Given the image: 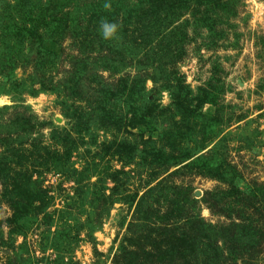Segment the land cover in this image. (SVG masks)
Wrapping results in <instances>:
<instances>
[{"label": "rangeland", "instance_id": "374dc122", "mask_svg": "<svg viewBox=\"0 0 264 264\" xmlns=\"http://www.w3.org/2000/svg\"><path fill=\"white\" fill-rule=\"evenodd\" d=\"M0 100V264H264V0H0Z\"/></svg>", "mask_w": 264, "mask_h": 264}, {"label": "trees", "instance_id": "16d2710c", "mask_svg": "<svg viewBox=\"0 0 264 264\" xmlns=\"http://www.w3.org/2000/svg\"><path fill=\"white\" fill-rule=\"evenodd\" d=\"M156 9H157V7H155ZM152 14V13H151ZM142 18V17H141ZM143 18H144V16H143ZM151 18L152 17H150L149 15H147V16H145V22H144V24H148V25H152L151 27L149 26V27H147V29H148V35H150L151 34V32H153V27H154V21H152L151 20ZM151 20V21H150ZM157 23V21H155V24ZM120 30V28H118V31ZM125 34H126V30H125V32H124ZM143 36H144V31L143 32H141V35H140V37L141 38H143ZM199 151V150H198ZM198 151H196V152H193V153H198ZM22 183H25L24 181L22 182ZM156 244V243H155ZM157 245V251L153 254V256L150 258V262H152L151 260L153 259V258H155V255H157L158 256V254H161V251H160V248H162V247H159L158 248V244H156ZM173 248V247H172ZM174 249H175V247H174ZM161 250H165V249H161ZM146 262H147V258L146 259H143V257H141V255H139V254H137L136 253V258H132L131 256H126V259H125V264H146ZM160 264V263H159Z\"/></svg>", "mask_w": 264, "mask_h": 264}, {"label": "clouds", "instance_id": "9594fccd", "mask_svg": "<svg viewBox=\"0 0 264 264\" xmlns=\"http://www.w3.org/2000/svg\"><path fill=\"white\" fill-rule=\"evenodd\" d=\"M105 7H110V5L106 4ZM118 28L119 26L115 23L102 22L101 32L103 38L108 40L118 38Z\"/></svg>", "mask_w": 264, "mask_h": 264}, {"label": "bare ground", "instance_id": "6f19581e", "mask_svg": "<svg viewBox=\"0 0 264 264\" xmlns=\"http://www.w3.org/2000/svg\"><path fill=\"white\" fill-rule=\"evenodd\" d=\"M4 103V100H0V104H3Z\"/></svg>", "mask_w": 264, "mask_h": 264}]
</instances>
